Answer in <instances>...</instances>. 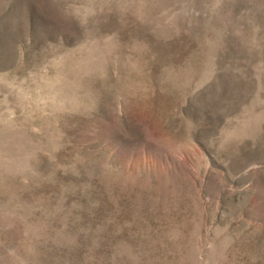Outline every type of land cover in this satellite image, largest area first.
Listing matches in <instances>:
<instances>
[{
    "label": "rangeland",
    "instance_id": "obj_1",
    "mask_svg": "<svg viewBox=\"0 0 264 264\" xmlns=\"http://www.w3.org/2000/svg\"><path fill=\"white\" fill-rule=\"evenodd\" d=\"M0 264H264V0H0Z\"/></svg>",
    "mask_w": 264,
    "mask_h": 264
}]
</instances>
